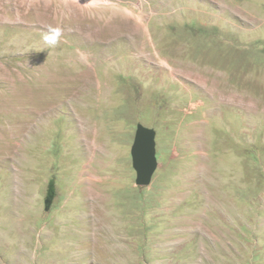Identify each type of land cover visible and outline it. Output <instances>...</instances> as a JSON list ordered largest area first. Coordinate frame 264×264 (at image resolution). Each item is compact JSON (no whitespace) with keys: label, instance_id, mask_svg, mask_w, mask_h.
I'll return each mask as SVG.
<instances>
[{"label":"rangeland","instance_id":"rangeland-1","mask_svg":"<svg viewBox=\"0 0 264 264\" xmlns=\"http://www.w3.org/2000/svg\"><path fill=\"white\" fill-rule=\"evenodd\" d=\"M0 264H264V0H0Z\"/></svg>","mask_w":264,"mask_h":264},{"label":"water","instance_id":"water-1","mask_svg":"<svg viewBox=\"0 0 264 264\" xmlns=\"http://www.w3.org/2000/svg\"><path fill=\"white\" fill-rule=\"evenodd\" d=\"M137 134L132 147L134 167L138 171V184L148 185L155 173L158 162L156 157V132L154 129L138 125ZM55 197L53 187L49 189V197L46 199V209H50Z\"/></svg>","mask_w":264,"mask_h":264},{"label":"bare ground","instance_id":"bare-ground-1","mask_svg":"<svg viewBox=\"0 0 264 264\" xmlns=\"http://www.w3.org/2000/svg\"><path fill=\"white\" fill-rule=\"evenodd\" d=\"M118 34V33H117ZM96 145V144H95ZM93 146V145H92ZM95 147V146H94ZM91 149V148H90ZM90 152H91V150H90ZM92 153V152H91ZM98 228V227H97ZM88 232V231H87ZM97 238V237H96ZM82 246H86V247H88V245L86 244V245H82ZM91 250V249H90Z\"/></svg>","mask_w":264,"mask_h":264},{"label":"clouds","instance_id":"clouds-1","mask_svg":"<svg viewBox=\"0 0 264 264\" xmlns=\"http://www.w3.org/2000/svg\"><path fill=\"white\" fill-rule=\"evenodd\" d=\"M45 39H46V37H45Z\"/></svg>","mask_w":264,"mask_h":264}]
</instances>
